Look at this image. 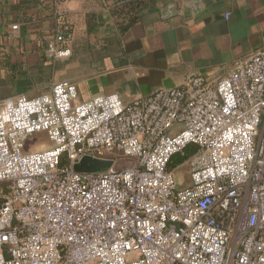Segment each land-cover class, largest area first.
Returning a JSON list of instances; mask_svg holds the SVG:
<instances>
[{"label": "built area", "instance_id": "2783aa9c", "mask_svg": "<svg viewBox=\"0 0 264 264\" xmlns=\"http://www.w3.org/2000/svg\"><path fill=\"white\" fill-rule=\"evenodd\" d=\"M55 22L49 60L70 55ZM0 264H264V46L129 100L69 80L0 100Z\"/></svg>", "mask_w": 264, "mask_h": 264}, {"label": "crops", "instance_id": "0c3cea01", "mask_svg": "<svg viewBox=\"0 0 264 264\" xmlns=\"http://www.w3.org/2000/svg\"><path fill=\"white\" fill-rule=\"evenodd\" d=\"M134 1L0 0V100L59 80L75 83L79 100H129L191 75L219 79L264 46V0ZM57 10L72 27L70 55L49 60Z\"/></svg>", "mask_w": 264, "mask_h": 264}, {"label": "water", "instance_id": "95a60500", "mask_svg": "<svg viewBox=\"0 0 264 264\" xmlns=\"http://www.w3.org/2000/svg\"><path fill=\"white\" fill-rule=\"evenodd\" d=\"M174 86L165 84L164 88H172ZM110 165L107 160H100L92 157H83L74 165V169L79 172H102Z\"/></svg>", "mask_w": 264, "mask_h": 264}, {"label": "rangeland", "instance_id": "374dc122", "mask_svg": "<svg viewBox=\"0 0 264 264\" xmlns=\"http://www.w3.org/2000/svg\"><path fill=\"white\" fill-rule=\"evenodd\" d=\"M40 140H41V141H40ZM31 141H32L33 143H34V142L36 143V142H37V137H36V136L33 137V138L31 139ZM39 141H40V142H45V141H43V139H39ZM38 144H39V143H36V144H35L36 148H38V147H37ZM194 148H195V147H194L193 145H189V146L184 150V152L186 153V155H188L190 152L193 151ZM182 159H183V158H182L181 153H176V154L173 156V158H172L171 167H174L175 165H177ZM175 174H176V179H177V181H182V185H186V184L189 182V178H188V176H187V174H186V169H185V168L180 169L179 171H176Z\"/></svg>", "mask_w": 264, "mask_h": 264}, {"label": "trees", "instance_id": "16d2710c", "mask_svg": "<svg viewBox=\"0 0 264 264\" xmlns=\"http://www.w3.org/2000/svg\"><path fill=\"white\" fill-rule=\"evenodd\" d=\"M136 1H134V3H135ZM137 5H138V3H141V1H139V0H137ZM130 22H132V19H131V17L128 19V23L126 24V25H122V26H120V30L121 31H124V30H126V28L128 27V25H129V23ZM188 147V146H187ZM181 155H182V158L184 159L187 155H186V153L183 151L182 153H181ZM174 156V155H173ZM173 158V157H172ZM182 159V160H183ZM181 160V161H182Z\"/></svg>", "mask_w": 264, "mask_h": 264}]
</instances>
